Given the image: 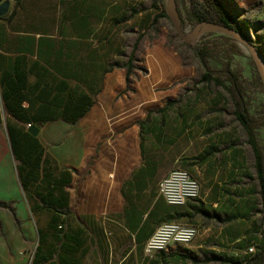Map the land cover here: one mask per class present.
Wrapping results in <instances>:
<instances>
[{
  "label": "crops",
  "instance_id": "1",
  "mask_svg": "<svg viewBox=\"0 0 264 264\" xmlns=\"http://www.w3.org/2000/svg\"><path fill=\"white\" fill-rule=\"evenodd\" d=\"M150 1L149 6L136 8V0H21L18 5L10 2L8 14L0 17V201L14 203L19 220L29 221L27 204L30 206V203L20 178L22 163L16 157L10 129L28 131V122L9 112L2 76L12 79L13 88L15 79L17 90L24 85L21 92L26 98L21 105L34 110L32 114L37 115L40 109L62 110L42 115L45 121L37 126L40 132L36 137L44 150V158L50 161V168L57 165L59 172L68 171L61 164L72 160L66 161L61 154L70 143L71 125L85 122L82 129L97 132L102 125L97 120L100 110H105L107 121L106 110H129L134 106L133 93L127 92L121 99L119 96L128 89L127 67L134 53L136 32L137 37L142 35L138 41L143 47L142 63L137 65L152 78L143 81L138 92L150 93L161 83L193 75V69L184 64L183 56L169 44L166 35L151 42L150 26L163 8L156 9L154 1ZM193 1L204 3V0ZM222 2L239 7L264 4V0ZM162 5L165 6L164 0ZM187 7L190 10L191 6ZM125 53L128 57H124ZM139 69L133 68L132 72L139 74ZM72 97H84L83 108L87 110L74 124L60 117ZM183 108L186 109L182 111ZM183 108L179 106L177 116L171 120L166 117L163 123V126L174 124V128L166 130L176 131L179 136L162 140L170 143V148L181 141H189L191 146L200 139L206 143L198 152L144 153L145 163L122 183V197L101 200L111 202L112 207L105 208L103 213L114 216L119 228L110 230L114 244L107 253L98 256L99 264H245L249 258L247 249L253 242L258 244L256 256L260 253L264 245V219L259 181L246 183V179L256 178L257 174L255 177L248 172L245 153L238 146L228 144L223 148L222 144L231 134L223 128L219 112L222 104L187 102ZM48 116L58 118L50 120ZM129 121V117L118 120L117 129ZM152 128L157 134L161 131L157 123ZM191 131L198 136H190ZM65 137L69 139L62 150L47 151L45 145L54 140L64 141ZM210 147L214 148L213 152H204ZM153 154L167 157L169 167L164 170L158 160H148ZM200 156L203 158L199 159ZM180 162L190 166L199 179L201 195L185 206L172 207L159 196L155 182H161L172 171L170 166ZM252 163L255 167L254 156ZM19 204L23 205V213ZM29 209L35 214L32 207ZM0 220L3 221L1 217ZM169 221L194 224L200 228V234L190 245H178L151 256L146 254V243L157 227ZM19 256L25 259L23 251Z\"/></svg>",
  "mask_w": 264,
  "mask_h": 264
},
{
  "label": "rangeland",
  "instance_id": "2",
  "mask_svg": "<svg viewBox=\"0 0 264 264\" xmlns=\"http://www.w3.org/2000/svg\"><path fill=\"white\" fill-rule=\"evenodd\" d=\"M162 1H158V6L167 12L168 0H164L165 6L162 5ZM176 1L183 27L186 32L191 33L198 24L189 22L187 5L191 6L195 1ZM150 3V0H136V8L142 5L149 6ZM224 6L237 20L241 31L259 49L260 59L264 63V4L258 3L252 7H239L230 2ZM160 35H166L168 42L183 56L184 64L193 69V75L190 78L178 79L171 83H161L154 86L150 93L143 90L138 92V86L143 81H149L152 78L148 77L147 70L137 65L142 63L140 51L143 50V47L138 41L141 40L142 35L137 37L136 32L133 59V65L134 62L135 65L133 68L134 70L139 68L141 70L139 69V74H136V71H131L128 89L119 96L121 99L126 95L125 93H133L134 106L129 110H123V108L112 111L106 110L109 114L106 116L107 121L104 119L103 111L105 110H100L97 120H101L99 122L102 124V129L100 128L97 132L82 129L85 127V122L71 125L69 129L70 143L61 154L66 161L67 159L72 160V163L61 164L62 168H68L67 174L71 182L64 191L70 200L67 210H57L52 213V210L44 209L32 214L29 208L39 205L40 202L35 197L36 193L35 195L31 193L28 197L30 206L27 204L30 219L28 222H24L17 218L14 203L0 201L4 204L0 205V217L3 219V221L0 220V264H32L40 244L43 245L44 253H49L45 250L50 252L52 250L50 261L53 264H59V255L63 254L61 243L64 241V234L74 233L79 228H83L85 231L89 254L88 256L77 254L73 258L77 259L80 264H99L98 256L105 251L107 253L110 246L114 244L113 235L110 232L117 231L119 228L118 221L114 216L103 213L105 208L112 207L111 202L106 203V201L101 202V200L122 197V183L127 176H131L132 172L137 171L145 163L144 153L198 152L206 143L205 140L200 139L199 142L193 141L191 146L189 141H181L174 148H170L171 144L162 140V138L165 140L179 136L176 131L166 130L167 128H174V124L163 126L164 118L167 117L171 120L177 116L178 107L183 108L187 102L202 105L211 101H219L222 104V109L219 112L221 113L223 128L231 134L230 139L222 144L223 148L226 149L228 144L238 146L240 151L245 153L248 172L256 177V170L252 163L253 149L248 142L245 129L235 116L231 94L213 82L202 80L203 70L198 59L179 36L172 22L166 17L159 18L154 25L150 26L148 36L151 42ZM202 36L205 41L217 47V50L208 58L209 66L215 76L222 78L225 84L231 87V83L224 74L229 62L231 69L238 75L249 115L254 124L258 126L256 139L264 156V83L255 61L254 52L220 31L206 32ZM202 38L199 37L194 40L195 43L193 41L191 43L196 44ZM124 57H128V55L125 53ZM119 106H121L120 102ZM184 109L186 108H183L182 111ZM127 117L130 119L129 123L118 126L117 129L118 120ZM133 117L134 119L131 121ZM155 123L161 127L158 134L152 128ZM41 128L44 129L45 127ZM190 136L197 137L198 133L192 135L191 131ZM68 139L65 137L64 141L54 140L50 142V144L45 145L47 151L52 153L62 150ZM67 152L69 153L67 154ZM85 152L87 153L86 158ZM153 155H150L148 160H158L164 170L169 167L167 157ZM79 159L83 160L84 163H79ZM57 168L58 166L55 165L49 169L50 176H55L56 179L60 177ZM177 168L188 171L200 184L190 166L186 167L183 162H180L175 166H170L169 170ZM256 180L258 181L257 177L246 179V183H254ZM159 184V181L155 182L156 189L159 188ZM45 190V188H38L35 191L43 193ZM260 205L261 209L264 210V204L261 203ZM18 208L23 213V205L19 204ZM53 214L60 217L61 223L57 225L61 224L62 229L55 230L52 227ZM262 216L264 215L262 214ZM39 230H43L46 234V237L42 238L41 241ZM22 251L25 259L19 256Z\"/></svg>",
  "mask_w": 264,
  "mask_h": 264
},
{
  "label": "trees",
  "instance_id": "3",
  "mask_svg": "<svg viewBox=\"0 0 264 264\" xmlns=\"http://www.w3.org/2000/svg\"><path fill=\"white\" fill-rule=\"evenodd\" d=\"M20 1L21 0H16V5H18ZM153 1L154 7L159 9L157 0ZM187 16L190 23L200 24L213 22L241 31L237 20L226 10L224 4H222L220 0H204L203 4L194 2V4L191 5L190 10H188ZM163 17L169 19L168 13L165 10L160 12L159 16L154 18L153 25L158 21L159 18ZM202 37L203 36H201V38ZM193 42L195 43V41ZM192 43H186V45L190 47L199 61V64L203 70L202 80L204 82H213L215 85L223 87L231 94L235 107V116L245 129L248 136V142L254 152L255 170L260 185L262 203L264 204V156L256 139V130L258 126L254 124L253 119L249 115L248 107L244 101L242 90L240 88L239 77L231 69L229 62L226 70L224 71L227 80L231 83V87L227 86L222 78L215 76V73L210 68L208 63L209 56L217 50V47L211 45L210 42L205 41L204 38H202L200 42H196V44ZM133 59L134 53L132 54L127 67L128 76L126 80L128 84L130 82V73L133 69ZM18 80L21 81V78H18ZM11 81V78L2 76L4 99L6 101L7 108L9 112H11L18 119L28 122L27 124H32V126H41L45 121L43 116H45L47 112H53V114H55L56 111H62L60 109H52V111H50L51 109H40L38 110L37 115L32 114L34 110H27L21 105L26 98L24 93L21 92V89L24 87V85H20L21 87L17 90L16 80L14 79L13 81V83L16 84L14 88L11 86ZM83 104L84 97H80L79 99L72 97L69 107H66L63 110L60 117L73 124L76 123L87 111L86 108H83ZM30 113L33 115L32 117H28ZM46 118L53 120L57 119L58 117L48 116ZM10 133L12 136V143L16 157L22 163V165L19 166V173L27 196L30 197L29 195L31 193H34V195L36 193L35 197L40 202L39 205L35 207L32 206V211L35 213L44 209H48L49 211L52 210L51 212L53 213V211L57 210H67L69 208V198L66 194H64V191L65 187L69 186L71 183L67 171L60 172V177L57 179L55 176H50V161L47 158H44V150L38 138L33 136L29 132V129L28 131H13L10 129ZM213 149V147H210L204 152L209 154V152H213ZM202 158L203 156L199 157V159ZM38 188H45L46 190L43 193L36 192L35 190ZM0 205L4 204L0 202ZM261 212L264 215V210ZM59 223H61L60 217L53 214L51 225L55 230L63 228L61 224L59 226L57 225ZM38 233L40 236V241L42 238L46 237V234L43 232V230H39ZM61 248H63V254L59 255V264H80L77 259L73 258V256L77 254L80 256H86L87 254V241L84 229L79 228L71 234L65 233L64 241L61 243ZM45 251H48L49 253H44L43 245L40 244L37 248L32 264H45L50 261L52 259L50 254L52 250L51 252L49 250ZM249 262L251 264L253 262L258 264L264 263V245L260 247V253L257 256L255 255L254 259H251ZM51 264H53L52 261Z\"/></svg>",
  "mask_w": 264,
  "mask_h": 264
},
{
  "label": "built area",
  "instance_id": "4",
  "mask_svg": "<svg viewBox=\"0 0 264 264\" xmlns=\"http://www.w3.org/2000/svg\"><path fill=\"white\" fill-rule=\"evenodd\" d=\"M16 3V0H10ZM32 124H27V128H32ZM201 195V187L198 181L184 169L172 170L159 184V196L172 207L185 206L189 201L197 200ZM200 228L191 223L179 221L164 222L157 227L154 234L145 246L148 255L159 252H168L178 245H190L199 236ZM258 244L253 242L247 249L249 257L245 264L257 254Z\"/></svg>",
  "mask_w": 264,
  "mask_h": 264
},
{
  "label": "water",
  "instance_id": "5",
  "mask_svg": "<svg viewBox=\"0 0 264 264\" xmlns=\"http://www.w3.org/2000/svg\"><path fill=\"white\" fill-rule=\"evenodd\" d=\"M169 7L167 10L168 17L172 22L175 30L179 34V36L186 42L190 43L197 38L201 37L206 32L211 31H220L227 34L229 37L236 39L240 43L249 47L255 55V61L261 75V78L264 83V63L260 59V51L259 49L250 42V40L246 37V35L242 31L235 30L233 28L227 27L222 24H217L213 22H206L198 24L191 33L185 31L180 14L178 12L177 1L176 0H168ZM10 1H2L0 0V17H4L8 14L10 10ZM29 132L33 136H38L40 132V128L37 126H33L29 129Z\"/></svg>",
  "mask_w": 264,
  "mask_h": 264
}]
</instances>
